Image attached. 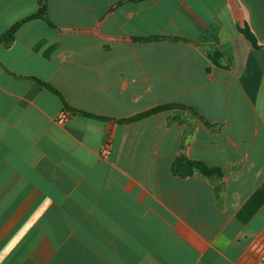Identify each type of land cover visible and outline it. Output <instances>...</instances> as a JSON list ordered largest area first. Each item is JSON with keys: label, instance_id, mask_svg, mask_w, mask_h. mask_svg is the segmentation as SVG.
<instances>
[{"label": "crops", "instance_id": "1", "mask_svg": "<svg viewBox=\"0 0 264 264\" xmlns=\"http://www.w3.org/2000/svg\"><path fill=\"white\" fill-rule=\"evenodd\" d=\"M44 3L0 43V264L262 261L264 0H0V36Z\"/></svg>", "mask_w": 264, "mask_h": 264}, {"label": "trees", "instance_id": "2", "mask_svg": "<svg viewBox=\"0 0 264 264\" xmlns=\"http://www.w3.org/2000/svg\"><path fill=\"white\" fill-rule=\"evenodd\" d=\"M37 18H45V19L47 18V6H46L45 3L41 5L40 10L36 14H34L31 17H29V18L17 23L6 34L0 36V43H5L7 46H9L12 43V41L14 40L16 32L23 25V23H25V22H27L29 20H32V19H37ZM47 87L51 91H53V92H55V93L60 95V93L55 88H53L52 86L47 85ZM172 107H178V106H163V107L154 109V110H152L150 112H147L146 114H143V115H141V116H139L137 118H134V119H131V120H128V121H124V122H128L129 123V122L135 121V120H137L139 118L147 117L149 115H152V114L160 112V111L167 110V109L172 108ZM74 111L77 112V113H80V114H82L83 116H86V117H92V118L96 117V119H102L100 117H97L95 115H91V114H88V113H85V112H81V111H78V110H74ZM195 114H196V112H195Z\"/></svg>", "mask_w": 264, "mask_h": 264}, {"label": "built area", "instance_id": "3", "mask_svg": "<svg viewBox=\"0 0 264 264\" xmlns=\"http://www.w3.org/2000/svg\"><path fill=\"white\" fill-rule=\"evenodd\" d=\"M67 117H68V112L65 110V111L61 112V114L59 115L58 121L60 123H63V122L66 121ZM102 153H103V155H108L109 154V144L108 143L103 148ZM256 264H264V259L262 261L256 263Z\"/></svg>", "mask_w": 264, "mask_h": 264}]
</instances>
